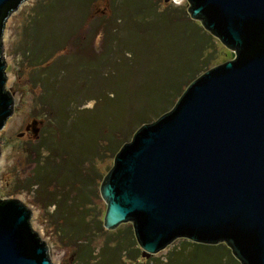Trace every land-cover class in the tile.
I'll return each instance as SVG.
<instances>
[{"label":"water","instance_id":"1","mask_svg":"<svg viewBox=\"0 0 264 264\" xmlns=\"http://www.w3.org/2000/svg\"><path fill=\"white\" fill-rule=\"evenodd\" d=\"M23 2L0 0V131L16 97L3 35ZM186 2L190 19L232 59L194 78L121 145L99 186L103 226L131 223L146 258L186 238L224 243L240 264H264V0ZM3 146L0 138V155ZM29 207L0 197V264H54V245L34 231Z\"/></svg>","mask_w":264,"mask_h":264},{"label":"trees","instance_id":"2","mask_svg":"<svg viewBox=\"0 0 264 264\" xmlns=\"http://www.w3.org/2000/svg\"><path fill=\"white\" fill-rule=\"evenodd\" d=\"M50 1L57 0H38L31 15V87L37 90L31 117L41 125L30 146L31 176L20 183L35 193L39 205L54 207L51 222L73 243L75 264H240L224 243L207 245L186 238L163 259L142 257L132 226L105 229L94 202L101 199L99 186L108 162L146 123L132 117L136 106L128 95L137 86L131 80L126 87L130 67L144 55L143 40L152 29L164 35L179 25L185 35L192 32L201 38L200 23L183 8L172 9L171 0H108V12L97 16L95 0H88L67 22L54 24L60 15L52 11L50 21ZM72 20L76 29L65 34L62 29ZM84 26L88 30L78 37ZM48 27L53 28L49 39ZM96 37L99 51L93 53ZM68 45L74 51L67 50ZM150 68L149 63L144 71ZM86 101L94 104L80 108Z\"/></svg>","mask_w":264,"mask_h":264},{"label":"rangeland","instance_id":"3","mask_svg":"<svg viewBox=\"0 0 264 264\" xmlns=\"http://www.w3.org/2000/svg\"><path fill=\"white\" fill-rule=\"evenodd\" d=\"M37 1L24 0L20 10L8 16L3 35V40H8V92L16 94V97L7 125L0 131V138L4 144L0 155V197L17 199L29 204L30 211H34V231L40 232L54 245V264H75L73 243L65 238L58 227L51 222L54 207L39 205L35 201V193L21 188L20 183L31 176L33 165L30 146L31 142L36 141L38 127L41 125L39 120L31 117L33 96L37 93V90L31 87V30L33 31L31 15ZM124 1L126 0L116 2L125 3ZM171 1L172 9L183 8L188 15L186 0ZM86 2L88 0L50 1V21L52 11L57 10L60 17L58 19L52 17L53 23L67 22L70 14L75 15L77 11L80 12ZM108 2V0H95L96 8L93 15L106 14ZM90 21L92 22L93 19ZM71 22H68L67 26L65 24L62 29L65 34L75 31L76 21ZM182 29L181 25L174 30L168 28L164 35H159L152 29L150 37H145L146 40H143L144 55L137 59L133 67H130L132 70L127 73L126 79V87L131 80L133 87L137 86L135 89H130L132 91L128 95L129 99L132 98L131 103L136 106V113L132 114L135 120L141 119L146 123L155 120L156 114L160 112L162 114L172 108L188 85L187 82L208 69L232 59V51L205 30L203 34H198L201 37L199 38L192 32L185 35ZM52 30L53 28L48 27V35H46L48 39ZM87 30L88 26L80 29L78 37ZM99 43V37H96L93 43L91 42V46H95L93 53L99 51ZM67 50L74 51V48L68 45ZM149 63L150 70L144 71L145 65ZM200 69H202L201 72H199ZM149 94L151 96H148ZM93 104L94 101H86L80 108H90ZM130 139L131 137L128 141ZM112 161L113 158L108 162L109 168L112 166ZM94 202L99 207L101 215H104L106 207L104 201L100 199ZM127 226L131 227V223L121 224L117 228L122 229ZM183 239L177 240L151 257L163 259L166 253L173 246H178Z\"/></svg>","mask_w":264,"mask_h":264}]
</instances>
